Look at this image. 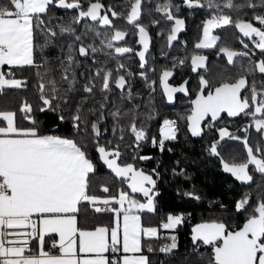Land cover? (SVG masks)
I'll return each instance as SVG.
<instances>
[{"label": "snow or ice", "instance_id": "snow-or-ice-1", "mask_svg": "<svg viewBox=\"0 0 264 264\" xmlns=\"http://www.w3.org/2000/svg\"><path fill=\"white\" fill-rule=\"evenodd\" d=\"M182 7L206 13L200 35L149 80L150 26L169 22L172 48L185 30ZM153 10L160 19L146 23ZM226 28L240 48L215 34ZM203 50L221 63L210 66ZM132 57L150 94L158 84L169 104L188 98L182 115L151 123L155 99L137 102L124 62ZM182 66L192 75L171 83ZM245 118L243 135L230 130ZM181 122L187 135L208 136L223 173L249 186L236 216L191 226L193 251L209 250L200 264H264V0H0V264H154L157 252L171 254L191 213L159 211L160 163H140L154 159L142 154L147 146L171 152ZM178 194L202 200L194 185Z\"/></svg>", "mask_w": 264, "mask_h": 264}, {"label": "trees", "instance_id": "trees-1", "mask_svg": "<svg viewBox=\"0 0 264 264\" xmlns=\"http://www.w3.org/2000/svg\"><path fill=\"white\" fill-rule=\"evenodd\" d=\"M109 1L114 2V0H106V3ZM61 14L63 13L61 12ZM228 29L229 31H234V29ZM57 54L58 51L56 49H52L48 53L50 57H55ZM124 62L128 64L129 70L134 73L133 89L135 92L140 93L137 102L142 99L144 104L147 105L150 95L155 99L154 108L157 119L151 121L153 125H156L160 118H176L186 111L183 98L179 99L174 106H166L158 90L150 94L145 82L139 77V72L135 69L136 62L133 57L126 59ZM148 77L149 80H152L151 72H148ZM20 95H23V93ZM181 129L182 132L179 139L174 143L168 144V147L172 148L171 152L160 153L157 149L147 146L142 154L152 155L154 159L140 163V166L147 169L156 167L157 162L160 163V167L157 169L160 172V180L157 184V190L160 193L157 197L159 211L191 213L190 220L177 230L178 248L165 256L152 255L154 264L158 261H162L163 264H200V257L207 259L208 249L201 248L199 252L193 251V244L190 238L191 226L202 220L220 215L226 217L236 216L234 201L239 199L240 193L246 191L249 187L241 186L229 174L223 173L219 160L208 155L205 150L208 136L192 138L184 131L183 122H181ZM250 133L253 139L258 137V134ZM224 144L230 151L243 155L241 146ZM176 161H180L179 165L176 164ZM173 168H177V171L181 168L185 169L187 176L191 179H185L183 176H174L172 173ZM101 171L103 172L104 169H101ZM193 185L202 194L201 201H193L178 194V192L191 190ZM214 201L218 203H213ZM220 203L227 207V212H224L219 207ZM240 219L242 220L243 217H240Z\"/></svg>", "mask_w": 264, "mask_h": 264}, {"label": "flooded vegetation", "instance_id": "flooded-vegetation-1", "mask_svg": "<svg viewBox=\"0 0 264 264\" xmlns=\"http://www.w3.org/2000/svg\"><path fill=\"white\" fill-rule=\"evenodd\" d=\"M112 2V1H109ZM146 3L149 4V7L154 4V0H145ZM176 3H180V0H175ZM61 14V13H60ZM62 15V14H61ZM180 15L185 20V30L182 31L179 34V39L173 43L172 48L167 47L166 42V29L170 27L169 22H165L161 20V23L159 25L150 26V33L152 36V42L150 46V56H149V66L155 67L157 69L156 73L151 72V78L152 80H156L159 74V69L161 66H168L171 67L172 65V58L174 57H183L186 53L190 54L193 50V44L196 42L200 35L201 27H202V21L206 18V13L203 10H190L187 8L182 7ZM149 19H160L159 15L154 12V10L151 12V16H145V22L147 23ZM161 30H165V35L161 36L158 33ZM227 30V31H226ZM231 30V28H230ZM234 31H229L228 28L226 29H217L215 34H219L222 36V39H227L230 42L234 44L236 48H240V45L235 42V37L231 36L230 34ZM129 40V42H132L136 39V37L132 36L129 38H126ZM185 43L187 47H185ZM135 47L138 49L139 45H135ZM175 51V52H174ZM216 50H203V54L209 56V63L210 66H215L221 63V58H218L215 54ZM161 53H167V56H162ZM259 53H257L258 55ZM133 59L136 62L135 69H137L138 72L141 71L139 68V61L137 57H133ZM254 59V58H253ZM139 74V73H138ZM190 75H192L187 67H177L174 70V76L170 80L173 84H179L183 79L188 78ZM192 81L194 84L195 76H192ZM156 90L161 95L160 88L158 84L155 86ZM164 103L166 106H174L175 103L183 98L185 101L186 109L188 108L187 100L188 98L184 97L183 94H177L176 99L174 103L169 104L165 98L161 95ZM246 121V118L244 120L237 119L235 122H233L230 125V130H232L235 134L243 135L242 133L237 132L236 130L243 125V123ZM250 132L255 133L254 129L250 130ZM190 136V135H189ZM193 138V137H192ZM226 144H231L234 146H241L243 149L242 144L239 141H225Z\"/></svg>", "mask_w": 264, "mask_h": 264}, {"label": "built area", "instance_id": "built-area-1", "mask_svg": "<svg viewBox=\"0 0 264 264\" xmlns=\"http://www.w3.org/2000/svg\"><path fill=\"white\" fill-rule=\"evenodd\" d=\"M165 242H166V241H162V242H160V243L163 244V243H165ZM156 255H158V256H165V255H168V254H164V253H159V252H157Z\"/></svg>", "mask_w": 264, "mask_h": 264}, {"label": "rangeland", "instance_id": "rangeland-1", "mask_svg": "<svg viewBox=\"0 0 264 264\" xmlns=\"http://www.w3.org/2000/svg\"><path fill=\"white\" fill-rule=\"evenodd\" d=\"M191 230V229H190Z\"/></svg>", "mask_w": 264, "mask_h": 264}]
</instances>
